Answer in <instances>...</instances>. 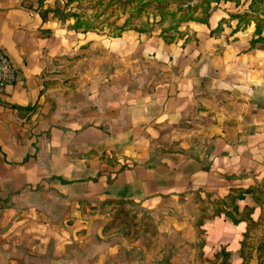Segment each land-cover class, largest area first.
<instances>
[{
	"label": "crops",
	"instance_id": "obj_1",
	"mask_svg": "<svg viewBox=\"0 0 264 264\" xmlns=\"http://www.w3.org/2000/svg\"><path fill=\"white\" fill-rule=\"evenodd\" d=\"M25 1L0 0V49L17 71L0 95V264H186L193 255L112 235L107 218L125 203L177 208L198 195L206 210L182 228L189 242L202 232L198 254L218 264L247 229L214 214L220 200L241 193L237 213L251 209L252 222L264 212V49L249 48L253 25L211 35L209 18L171 43L130 29L105 42Z\"/></svg>",
	"mask_w": 264,
	"mask_h": 264
},
{
	"label": "rangeland",
	"instance_id": "obj_2",
	"mask_svg": "<svg viewBox=\"0 0 264 264\" xmlns=\"http://www.w3.org/2000/svg\"><path fill=\"white\" fill-rule=\"evenodd\" d=\"M107 1L103 0L102 3L97 4L96 0H26L25 5L35 11H44L47 9L48 16L54 15L53 9L57 7L63 13H82L84 17H88L94 21L97 28L92 31L97 35L96 39L101 37L105 42H108L111 38H115L113 34L117 33V27L123 23L125 14L120 12L121 7L116 2L104 7ZM250 1L238 0L239 3L236 7L234 1L222 3L219 8L210 14V22L215 24L220 18H226V21L223 23V30L228 32L236 23L234 20L228 21V12L247 11V6ZM134 19V23L132 24H137L138 21H144L145 13H141L140 18ZM66 20L71 21V23L73 22V18ZM183 24L180 25L179 29L182 33H185L189 28H183ZM250 25L253 24L251 23ZM154 30L158 32L159 27H155ZM188 38H191V36H188ZM98 45L100 46L102 43ZM94 49L96 50L97 48ZM96 51V55L99 54V51ZM66 60L67 62L72 61V59ZM145 70L140 65V74L145 77L150 76L149 69L146 70L147 72ZM127 72L130 75V71ZM177 204L179 207L174 208L169 200H165L159 208L153 209L139 204H122L115 207V210L107 218V222L109 223L108 229L112 235L116 234L117 236L125 238L130 237L135 240L140 238L143 241V246L146 248L152 245L157 246L163 252L162 255L167 253L169 255L173 250L179 251L186 256L189 255L190 258L193 255V260L187 261L186 264H217L216 257L211 260L204 259L203 256L201 257V253L198 254L199 245L195 246V243L203 239V233H197V240L189 242L187 240L189 236L186 234V229L182 228L187 226L184 223L187 218L192 220L193 223L200 220L201 209L206 210L204 200L199 195L191 196L188 198H180ZM197 228H195V231ZM220 229H222L223 236L226 237V230L223 227ZM223 247L218 252V259H221L218 264L223 259L226 260V258H230L229 264H234L235 262L240 263L242 257L248 259L247 264H264V212L261 214L260 220L258 219L256 222L250 224V228L246 234L243 237L242 235L240 236L238 244H235V242L233 245L228 243V246L225 245ZM226 248L229 249V256L227 254L225 257L224 249ZM207 249L208 255L213 254L211 247Z\"/></svg>",
	"mask_w": 264,
	"mask_h": 264
},
{
	"label": "trees",
	"instance_id": "obj_3",
	"mask_svg": "<svg viewBox=\"0 0 264 264\" xmlns=\"http://www.w3.org/2000/svg\"><path fill=\"white\" fill-rule=\"evenodd\" d=\"M229 1H234L235 7L239 3L238 0H108L104 7L116 2L121 7L120 12L125 14L123 23L117 27V33L113 34L114 37H119L122 31L128 29L143 33L155 31V27H159L158 35L165 42L171 43L183 35L179 29L181 24L192 21L207 25L210 14L219 8L222 3ZM96 2L100 4L103 0H96ZM47 13V9L39 11V15L43 19L46 18ZM141 13H145V20L132 24L134 18H140ZM53 14L62 22H65L68 18H73V22L69 24L70 29L92 31L97 28L94 21L84 17L82 13H63L57 7L53 9ZM227 17L228 21H236L232 32L244 30L252 23L254 29L248 41L249 48L264 49V0H251L247 6V11L228 12ZM225 21L226 18H220L210 34H219ZM245 192L251 191L247 190ZM235 198L242 199L243 195L239 193L236 197L229 196L226 198L227 200H220L224 207H231V210L235 213L224 207L222 209L218 207L217 211L214 210V214L217 215L218 211L222 212L233 224L246 221L247 232L250 224L254 223L249 218L251 209L245 207L241 213H237L238 208L233 202ZM255 201L259 204L262 203V199L259 197H255ZM247 261L248 259L242 257L241 264H247ZM220 264H226V260L223 259Z\"/></svg>",
	"mask_w": 264,
	"mask_h": 264
},
{
	"label": "built area",
	"instance_id": "obj_4",
	"mask_svg": "<svg viewBox=\"0 0 264 264\" xmlns=\"http://www.w3.org/2000/svg\"><path fill=\"white\" fill-rule=\"evenodd\" d=\"M17 78L16 67L8 55L0 49V95L12 85Z\"/></svg>",
	"mask_w": 264,
	"mask_h": 264
}]
</instances>
